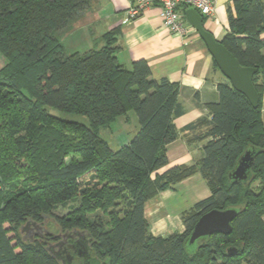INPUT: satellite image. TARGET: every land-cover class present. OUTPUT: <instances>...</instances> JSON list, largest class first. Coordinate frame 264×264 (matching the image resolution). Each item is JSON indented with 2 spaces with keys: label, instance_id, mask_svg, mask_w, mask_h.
<instances>
[{
  "label": "trees",
  "instance_id": "1",
  "mask_svg": "<svg viewBox=\"0 0 264 264\" xmlns=\"http://www.w3.org/2000/svg\"><path fill=\"white\" fill-rule=\"evenodd\" d=\"M91 9L90 0H0V264H67L52 250L76 241L82 255L69 248L72 264H264V1L233 0L221 40L240 65L257 68L258 106L218 83V102L206 104L210 118L186 127L206 126L195 138L207 140L203 156L162 173L179 134L174 118L184 111L178 84L152 78L145 59L126 67L118 28L86 45ZM48 108L82 115L88 126ZM131 109L138 129L113 149L99 130ZM249 147L260 150L250 178L232 182L228 173ZM197 172L210 196L182 213V232L153 235L144 203ZM58 207L67 210L56 214ZM226 207L240 208L231 233L189 249L198 218ZM27 221H49L57 232L24 239Z\"/></svg>",
  "mask_w": 264,
  "mask_h": 264
},
{
  "label": "crops",
  "instance_id": "2",
  "mask_svg": "<svg viewBox=\"0 0 264 264\" xmlns=\"http://www.w3.org/2000/svg\"><path fill=\"white\" fill-rule=\"evenodd\" d=\"M132 1L90 0L94 14L86 13L85 21L88 25L93 24L94 35L90 37L85 33L82 41L89 46L95 37L101 43L104 32L118 28L120 33L117 43L120 48L117 57L126 67H130L134 60L145 59L150 66L152 78H166L178 84V98L184 111L174 118L179 134L167 146L168 163L158 170L162 173L176 165L193 164L203 156L202 146L207 140L195 138L204 132L206 126L186 127L202 118H210L206 104L218 102L217 84L229 81L217 67L195 29L183 37L171 32L163 24L159 4L145 8L138 17L130 19L126 11ZM232 1L216 0L214 14L203 17L204 28L216 40L221 41L226 33L227 9ZM3 65L4 59L0 60V68ZM261 119L264 126V94ZM114 127L113 130L116 129ZM128 140L129 137L121 135L113 139L117 148ZM210 193L206 181L198 172L160 191L144 203V216L150 232L155 236L182 232V213L209 197Z\"/></svg>",
  "mask_w": 264,
  "mask_h": 264
},
{
  "label": "water",
  "instance_id": "3",
  "mask_svg": "<svg viewBox=\"0 0 264 264\" xmlns=\"http://www.w3.org/2000/svg\"><path fill=\"white\" fill-rule=\"evenodd\" d=\"M184 15L186 21L196 30L206 44V47L213 56L217 67L229 81L231 86L244 94L251 105L256 108L259 103V96L252 78L256 73L257 68L240 65L239 61L224 47L221 41L216 40L213 35L204 28L202 22L203 17L194 8L187 7L184 10ZM259 152L260 150L255 147L247 148L237 160L234 168L228 173V178L232 182L247 181L250 178L255 157ZM239 211V207H226L224 209L215 208L205 212L194 224L193 229L185 240V245L189 247V249L194 250L200 240H203L214 233H231L232 221L238 215ZM30 224L37 225L38 223H30L27 221L26 224L21 227V232H23ZM79 245L78 241L71 244L69 247H63V245L60 244L57 245L58 249L52 250V252L58 258L62 259L63 262L72 264L73 256L68 252V249L71 248L75 250L78 255H82V249L77 248ZM227 251L228 253L233 254L236 252V248L229 247Z\"/></svg>",
  "mask_w": 264,
  "mask_h": 264
},
{
  "label": "built area",
  "instance_id": "4",
  "mask_svg": "<svg viewBox=\"0 0 264 264\" xmlns=\"http://www.w3.org/2000/svg\"><path fill=\"white\" fill-rule=\"evenodd\" d=\"M216 0H133L127 9L130 19L138 17L145 8L159 4L163 24L171 32L185 36L194 28L185 20L184 9L194 8L202 17L214 14Z\"/></svg>",
  "mask_w": 264,
  "mask_h": 264
},
{
  "label": "rangeland",
  "instance_id": "5",
  "mask_svg": "<svg viewBox=\"0 0 264 264\" xmlns=\"http://www.w3.org/2000/svg\"><path fill=\"white\" fill-rule=\"evenodd\" d=\"M92 14H94L92 9L87 11V15H92ZM2 59H4V63H5L6 61L5 57L0 53V60ZM261 105H262V100H261ZM48 111L55 116H58V117H61L67 120L76 121L78 123L88 126L87 119L82 115L60 112L56 110L55 108H48ZM113 127L116 129L113 130ZM113 127H111L110 129L101 128L99 130V137L107 141L111 148L117 149V144L113 141L114 136L121 135V136H127L130 138L136 133L138 129V121H137L136 114L134 113L132 109L129 110L125 117H120L113 123ZM256 184L257 182L253 183L252 186L254 187ZM66 210H67L66 207H58L57 209L54 210V212L56 214H63L66 212ZM38 224L37 225L30 224L28 228L29 233L25 231L21 232L23 238L30 239L31 236L35 238L39 235H42L43 233H46V231H51V230L53 232L54 231L57 232L55 225L51 224L49 221L45 223H38ZM39 228L41 231L39 230ZM10 236H12L11 233H10ZM14 242H15V239H12V244H14ZM75 263H78L77 259H75Z\"/></svg>",
  "mask_w": 264,
  "mask_h": 264
},
{
  "label": "flooded vegetation",
  "instance_id": "6",
  "mask_svg": "<svg viewBox=\"0 0 264 264\" xmlns=\"http://www.w3.org/2000/svg\"><path fill=\"white\" fill-rule=\"evenodd\" d=\"M28 228H29V226L26 227L25 230H24V231L27 232V233H29V229H28ZM37 229H38V227H37ZM39 230H40V228H39ZM40 231H41V230H40ZM33 238H34V237L31 236V237H30V240H32ZM35 238H39V236H37V237H35ZM56 250H57V249H56Z\"/></svg>",
  "mask_w": 264,
  "mask_h": 264
}]
</instances>
